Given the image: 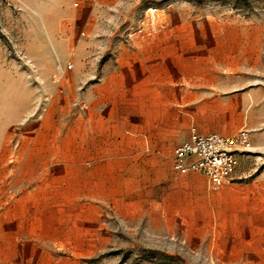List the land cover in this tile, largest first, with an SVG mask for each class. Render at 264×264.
I'll return each instance as SVG.
<instances>
[{
	"label": "rangeland",
	"instance_id": "374dc122",
	"mask_svg": "<svg viewBox=\"0 0 264 264\" xmlns=\"http://www.w3.org/2000/svg\"><path fill=\"white\" fill-rule=\"evenodd\" d=\"M106 4L0 0V114L44 113L64 148L59 169L11 183L0 173V194L6 185L16 194L0 199V264H264L261 214L254 229L222 230L205 177H172L183 118L169 105L195 80L201 93L213 78L231 93L260 90L256 126H246L260 146L243 164L264 167V0ZM153 27L158 39L136 40ZM156 55L160 71L172 60L186 69L174 92L148 75ZM68 62L61 89L56 70Z\"/></svg>",
	"mask_w": 264,
	"mask_h": 264
},
{
	"label": "crops",
	"instance_id": "0c3cea01",
	"mask_svg": "<svg viewBox=\"0 0 264 264\" xmlns=\"http://www.w3.org/2000/svg\"><path fill=\"white\" fill-rule=\"evenodd\" d=\"M96 1L98 7L106 8L108 0ZM161 27L165 28L166 32L171 30L168 24H165V27L161 25ZM147 34L146 37L142 36L136 40L140 43H148L158 39V30L155 27L151 28ZM76 56L79 64L80 57ZM173 56L174 54H172ZM158 63L157 55L154 59L151 58L149 77L152 80L155 78L158 83V78L165 76L169 87L173 86L174 92L175 78L176 76L177 78L185 76V67L176 70L174 60H172L171 64H167L166 68L160 71ZM71 70H67L64 77L59 80V84L62 85L61 89L66 88V83L62 84V82L66 81V74L68 76ZM196 78L199 79V77ZM152 80L150 92H158V85L153 87ZM200 81L195 80L191 83L188 98L177 101L173 97L172 100H169L173 117L178 112L183 118V123L177 127L179 142L173 147L170 157L173 178H177L172 169L174 149L189 137L192 127H195L201 134L217 132L231 135L240 128L248 126L253 129L256 126L252 125L253 113L249 109L262 95L260 90L253 89L250 93L246 91L231 93L229 80L217 81L213 78L207 83L209 88L201 93L203 89L200 86L204 85V82ZM30 115V108L27 105L14 117H11V114L7 115L9 117L0 114V173L11 174L8 183H11L12 180L15 181L17 173L43 174L48 170L59 169L64 164L62 159L64 156L63 138L57 128L54 124L47 126L48 119L44 113H39L37 116ZM142 136L145 137L143 134ZM250 137L252 149L259 147L260 141L257 135L252 133ZM261 146L264 147V142L261 143ZM93 150H91L92 155ZM249 155L239 156L232 180L214 191L219 197L220 213L218 217L222 222V230L254 229L256 213L261 214V220L264 221V167L243 164ZM36 176L40 177L41 175ZM205 186L208 189L207 184ZM9 188L14 189L13 186L6 185L0 194V199L5 203H13L16 199L15 193L12 196L7 194Z\"/></svg>",
	"mask_w": 264,
	"mask_h": 264
},
{
	"label": "built area",
	"instance_id": "2783aa9c",
	"mask_svg": "<svg viewBox=\"0 0 264 264\" xmlns=\"http://www.w3.org/2000/svg\"><path fill=\"white\" fill-rule=\"evenodd\" d=\"M72 67V62H68L65 67L57 68L58 81ZM251 150L252 141L247 128H240L231 135H223L217 132L201 134L192 127L189 137L174 149L172 169L176 175L189 171L202 174L208 189L215 191L232 180L239 156L250 154ZM7 194L12 196L14 190L7 189Z\"/></svg>",
	"mask_w": 264,
	"mask_h": 264
}]
</instances>
